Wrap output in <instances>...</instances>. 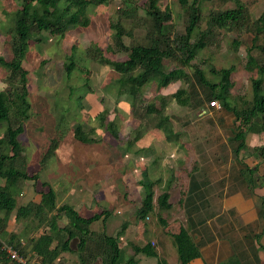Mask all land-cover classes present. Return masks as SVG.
Listing matches in <instances>:
<instances>
[{"label":"rangeland","instance_id":"rangeland-1","mask_svg":"<svg viewBox=\"0 0 264 264\" xmlns=\"http://www.w3.org/2000/svg\"><path fill=\"white\" fill-rule=\"evenodd\" d=\"M145 1L134 0L137 7V16L134 19L126 18L121 14V8L124 7L121 0H113L107 5L90 6L86 11L89 17V24L86 27L72 29L64 36L50 35L44 31L41 34L33 33L35 37L41 39L30 41L23 61L28 71L27 88L31 116L24 121V131L19 136L28 161L29 173L39 168L40 158L50 139L55 136V127L61 115L65 117L67 132L61 139L56 155L40 172L39 179L27 181L22 192L17 194L16 206L25 204L31 199H38L40 192L50 187L56 195L57 205L70 204L85 218H91L98 212L99 218L89 223L90 228L94 224L93 228L96 230L93 231L97 233L114 234L113 225L129 220H135L134 222L139 226L142 223L149 226L155 221V215H150L152 219L149 217L147 222H144L141 216L143 210L140 206L145 200L147 191L144 183L155 181L153 190L156 198L172 176L170 199L175 207L181 209L184 196L190 193L189 179L198 169L199 161L212 162V167H216L220 173L224 169L228 172L226 178L210 181L211 184L207 186L209 188L207 204L211 205L210 201L214 199L220 201L215 191L220 188L222 192L230 191L229 193L254 199L256 209H259L261 203L264 205V159L255 157L251 150L253 146H259L264 142V132L248 133L244 142L246 149L240 150L236 156L232 148L238 142L230 139L228 128L233 121V115L221 107L207 110L208 100L205 97V89L197 87L194 98H191L186 106H181L170 98L166 112L172 115L169 117L175 131L181 133L178 143L167 141L164 137L165 131L154 127L156 121L154 116H144L141 108L132 109L130 103L126 101L128 98L125 93L117 98L105 92L102 85L106 87L110 82L113 71L108 66L87 59L84 50L91 43L97 44L102 50L108 45L110 47L112 31L109 24L115 21H119L125 31H131L129 35L125 34L123 37L126 45L145 43V31L149 26L144 16ZM239 1L248 9L252 20L264 11V0ZM160 2L161 6L166 4L170 6L177 31H184L188 23L187 11L180 7L177 0H160ZM16 6L11 0H0V56L5 59H9L11 54L9 17ZM235 6L233 0H201L202 19L197 30L205 28L207 15L211 9L222 10ZM213 33L212 43L202 49L183 69L191 75L198 66L204 70L207 78L214 80L210 67L219 70L233 65L234 71L230 76L231 95L234 98L239 96L250 100L252 97L250 79L255 74L249 72L245 66L246 50L252 44L253 32L242 26L229 30L215 29ZM234 39L240 42L237 50H234L232 44ZM73 45L76 46L74 57L76 64L89 69L87 82L90 88L86 90L83 88L84 82L79 72L75 71L70 80L64 78L63 63L66 56L71 54ZM252 54L258 59L262 57L257 49H253ZM105 56L119 59L126 57L123 53L113 54L107 50ZM166 65L168 68H173L179 66V62L166 61ZM9 84L11 83L7 80V70L0 66V90L6 89ZM179 85V81L170 82L160 89V93L169 98ZM158 93L154 86L148 85L142 90L139 100L141 99L142 103L151 102ZM202 108L209 113H204ZM103 109L108 110L109 119H115L118 125L117 139L112 138L109 131L101 127L95 118V115ZM77 124H81L89 133L93 131L92 136L98 141L83 144L76 140L72 129ZM242 124L243 122H236V125L244 128ZM5 128L6 123H1L0 137ZM203 128L207 131H202ZM197 141H202L203 147H194L193 144ZM240 161L253 170L252 176L257 179L253 189L246 180L251 174L246 171L243 174ZM217 185L220 187H216ZM210 192L212 195L209 194ZM184 204L187 207L185 202ZM136 210L137 214H135ZM101 216L105 219L100 218ZM107 220L108 224L102 225ZM65 222L63 219L60 225ZM11 225L20 239L27 238L23 223L15 220L14 213L11 215ZM155 225L158 226L157 223ZM262 228L263 220L258 218L257 227L254 228L252 224L244 230H239L240 235L235 232L232 235L231 255L215 264H229V260L235 258L240 264H264V250L261 247L264 245ZM242 232L244 235L245 233L250 235L243 236ZM76 243L77 240L72 241V248L75 249ZM123 255L129 256L125 252ZM32 260L30 259L28 264L36 263ZM64 260V264H77L74 254L69 259L67 255Z\"/></svg>","mask_w":264,"mask_h":264},{"label":"trees","instance_id":"trees-1","mask_svg":"<svg viewBox=\"0 0 264 264\" xmlns=\"http://www.w3.org/2000/svg\"><path fill=\"white\" fill-rule=\"evenodd\" d=\"M113 0H11L17 6L9 17L11 34L10 58L0 56V66L7 70L8 87L0 90V124L6 123V128L0 137V235L4 241L13 245L18 253L27 261L31 257L41 258L40 263L35 264H64L63 252L76 255L77 264H138L136 255L143 253L153 255L154 249L147 243L143 247L132 246L133 253L124 260L121 247L118 242V234L97 233L89 227L92 220L99 218L95 214L91 218H85L70 204H56V195L48 187L41 191L38 199H31L27 203L16 206V196L25 187L29 180L37 181L40 172L48 161L56 155L61 139L67 129L65 117L61 115L55 127V136L48 143L43 152L39 168L29 173L28 161L19 136L24 131V121L31 116V104L28 98V71L23 65L24 58L29 49L30 41H40L33 33L48 32L54 36H64L68 31L77 27H86L89 17L86 14L90 6L107 5ZM234 8L211 9L207 15L206 26L198 29L202 19L201 0H177L181 8L188 13V23L184 31H177L173 22V14L168 4L161 6L160 0H146L144 16L149 26L145 31V43L126 45L123 41L125 28L119 21L110 22L112 44L101 49L97 44L91 43L85 48L87 59L95 60L101 65L112 69L113 74L110 82L103 88L107 94L120 98L127 95V100L132 109L141 108L144 116H154V127L164 130L167 141L178 143L180 132L175 131L166 108L171 99L177 104L186 106L191 98H194L197 87L206 90L205 97L208 100L216 98L220 107L233 115V121L229 126L230 139H235L238 144L233 145V152L237 156L240 150L246 149L244 144L248 133L259 134L264 132V11L251 19L248 9L239 0H233ZM121 14L129 19L137 16V7L134 0H121ZM145 20V19H144ZM247 27L253 36L251 45L247 47L246 69L255 74L251 77L252 97L250 100L231 95L232 82L230 76L234 71L233 65L216 70L210 67L214 80L207 78L200 67H195L190 75L183 67L188 66L200 51L211 44V38L215 29L229 30L236 27ZM197 35V37H196ZM234 50L240 46L237 39L232 41ZM257 49L262 55L261 59L252 54ZM76 46H72L71 54L64 60V78L70 80L74 72H79L84 82L83 88L89 89L87 79L89 69H84L76 64ZM117 54H125V59L108 58L105 51ZM166 61L179 62V66L168 68ZM44 63V61L42 62ZM170 65V64H169ZM179 81L180 85L171 94L165 97L160 89L170 82ZM196 86H195V84ZM154 86L159 92L153 101L142 103L139 100L142 90L146 86ZM84 90V91H85ZM80 97V95H79ZM171 98V99H170ZM207 103V104H208ZM143 105V107H141ZM207 110L209 108L207 105ZM202 108V110H206ZM97 122L112 138L119 137L118 125L115 119H109L108 110L103 109L95 115ZM174 119V116L172 117ZM235 120V121H234ZM243 122V127L236 125ZM81 124L73 127V137L83 144L93 143L98 139L92 132L85 131ZM255 157L264 159V142L251 148ZM243 174H251L246 177L252 189L256 186L257 179L253 178V170L247 168L243 162H239ZM159 180V179H157ZM154 180L144 183L147 189L145 200L140 209L141 216L145 219L152 215L157 206L159 212L158 221L166 226L165 218L161 211L171 207L170 191L172 176L167 180L162 192L154 197ZM46 185L45 183H43ZM259 216L263 220L262 233H264V205L260 204ZM24 225V234L27 236L24 243L18 239L17 233L8 230L11 215ZM137 214V210L135 212ZM109 213H106L108 215ZM105 215V216H106ZM65 223L60 225V221ZM105 219V217H104ZM145 223H142L143 226ZM41 229V231H40ZM35 232V235H30ZM258 236V235H257ZM175 245L178 261L180 264H188L191 260L200 256L198 246L192 240L188 230L180 226L179 230L171 233ZM77 239L75 249L71 242ZM264 250V245L261 246ZM69 257V255H68ZM69 259V258H68ZM61 260L62 263L60 262ZM0 264H17L10 261L0 249ZM154 264H165L157 260ZM229 264H240L238 259L229 260Z\"/></svg>","mask_w":264,"mask_h":264},{"label":"crops","instance_id":"crops-1","mask_svg":"<svg viewBox=\"0 0 264 264\" xmlns=\"http://www.w3.org/2000/svg\"><path fill=\"white\" fill-rule=\"evenodd\" d=\"M203 112L209 113V111L206 110H203ZM202 131H207V129L203 128ZM193 134H195V132H193ZM203 145L204 143L202 141H197L196 144H193L194 147H203ZM215 164L216 163H214V166ZM227 175L228 172H226L225 169L221 170L220 173L216 170V167H212V162L205 161L201 163L199 161L198 169L195 170L194 175L189 179L190 193L188 196H184L181 209L175 207L172 203L170 191L169 201L171 202V207L165 210L166 213H162L163 211L160 212L162 217L165 218V227L158 221L156 214H158L159 210H156V205L152 214L155 215V221L149 226L146 224L139 226L134 222L135 220H129L122 224L117 223L115 226L113 225L115 229L113 235L115 236L119 233L117 240L122 253L125 252L131 255L133 253V245L143 247L147 243H150L154 249V254L145 255L143 253H138L136 255L138 264H154L157 260L165 264H180L171 233L177 232L179 227L183 226L188 230L192 240L200 251V256L191 260L188 264H215L218 261H223L225 258H228L232 251V235L235 232L240 235L239 230H244L252 224H254V228L257 227L258 218L261 217L259 216L258 209H256L254 199H249L237 193H229L230 191H227L228 193L226 191L222 192L220 188L215 189L216 196L220 201L218 202L214 199L212 202L210 201L211 205L207 204V193L209 192L207 186L211 184L210 181L221 180L226 178ZM216 187H220V185ZM209 194L212 195L211 192ZM118 211L123 213V211ZM149 217L151 216L149 215ZM149 217H147L145 221L149 220ZM100 218L104 220V217L101 216ZM155 223H157L158 226H156ZM106 224H108V220L102 223V225ZM93 226L94 224H92L91 229L96 230ZM12 228L10 217L8 230L14 232ZM162 233H164L163 236ZM30 234L32 233L30 232ZM249 235V233H245V235L243 233V236ZM17 236L19 239L20 237L18 234ZM25 240L20 239L22 243H24ZM75 240L77 239H73L72 241ZM72 254L73 253H70L69 255L68 252H63L62 258H66L67 255L70 257ZM124 255L123 258L125 260L128 256L125 257ZM31 259L37 263L41 262V258L39 257H31Z\"/></svg>","mask_w":264,"mask_h":264},{"label":"built area","instance_id":"built-area-1","mask_svg":"<svg viewBox=\"0 0 264 264\" xmlns=\"http://www.w3.org/2000/svg\"><path fill=\"white\" fill-rule=\"evenodd\" d=\"M207 105L209 108H214V109L220 108V103L216 98H214L212 101H209ZM0 249L4 252V254L7 256V258L10 261H13L17 264H28L26 259L23 258L18 253L17 249L13 245L4 241L1 237H0Z\"/></svg>","mask_w":264,"mask_h":264}]
</instances>
